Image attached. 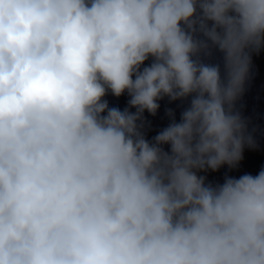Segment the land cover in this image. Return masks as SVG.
Returning <instances> with one entry per match:
<instances>
[{
	"label": "clouds",
	"instance_id": "clouds-1",
	"mask_svg": "<svg viewBox=\"0 0 264 264\" xmlns=\"http://www.w3.org/2000/svg\"><path fill=\"white\" fill-rule=\"evenodd\" d=\"M262 51L264 0H0V264H264V168L207 176Z\"/></svg>",
	"mask_w": 264,
	"mask_h": 264
}]
</instances>
